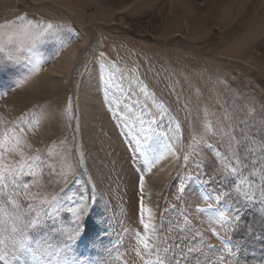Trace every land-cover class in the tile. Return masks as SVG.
Wrapping results in <instances>:
<instances>
[{
	"label": "rangeland",
	"instance_id": "obj_1",
	"mask_svg": "<svg viewBox=\"0 0 264 264\" xmlns=\"http://www.w3.org/2000/svg\"><path fill=\"white\" fill-rule=\"evenodd\" d=\"M3 236L10 262L264 264V0H0Z\"/></svg>",
	"mask_w": 264,
	"mask_h": 264
},
{
	"label": "snow or ice",
	"instance_id": "obj_2",
	"mask_svg": "<svg viewBox=\"0 0 264 264\" xmlns=\"http://www.w3.org/2000/svg\"><path fill=\"white\" fill-rule=\"evenodd\" d=\"M48 28H51V25L47 26ZM211 147V146H209ZM153 165L149 166V171H151V167ZM138 186L141 193V200L139 204V214H140V222L142 224V227L144 229V235H141L140 233H136V236L138 238L139 244L145 249L149 250L150 248V240L151 236L148 235V233L155 232V225L152 223V210L146 209L143 203L142 195H143V186H144V180L142 177L138 178ZM210 207V206H209ZM94 210V209H93ZM201 211H204V209H201ZM88 212L87 207H82L78 213H73L76 215L77 219H81L86 213ZM145 214H147V221L145 220ZM17 220H21L23 223V220L20 216L16 217ZM35 225L32 223V221H28L27 223H23V228L13 227L12 233H20L23 234L24 228H30L34 227ZM79 225H77L76 231L79 232ZM8 236H3L0 238V246L6 245L8 242ZM13 247H17V251L20 253L19 256H16V259L14 261H9L7 256L4 254L3 249L0 248V264H17V261H20L21 256L25 257L23 261H21V264H33V262H39V264H46V262L43 259V254L37 255L35 251H33L30 247L27 246L26 242L24 240H15L13 239ZM15 255V253H13ZM137 255H140L139 250H137ZM146 264H149V262H146ZM226 264V262H225Z\"/></svg>",
	"mask_w": 264,
	"mask_h": 264
},
{
	"label": "bare ground",
	"instance_id": "obj_3",
	"mask_svg": "<svg viewBox=\"0 0 264 264\" xmlns=\"http://www.w3.org/2000/svg\"><path fill=\"white\" fill-rule=\"evenodd\" d=\"M170 173H171V172H170ZM170 173H169V174H170ZM165 179H166V178H165Z\"/></svg>",
	"mask_w": 264,
	"mask_h": 264
}]
</instances>
